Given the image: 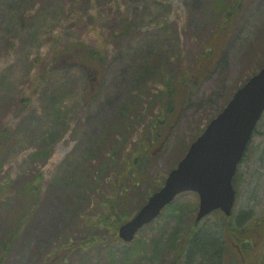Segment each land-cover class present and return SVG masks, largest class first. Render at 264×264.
Here are the masks:
<instances>
[{
  "label": "rangeland",
  "instance_id": "1",
  "mask_svg": "<svg viewBox=\"0 0 264 264\" xmlns=\"http://www.w3.org/2000/svg\"><path fill=\"white\" fill-rule=\"evenodd\" d=\"M235 4L0 0V130L11 127L14 132L0 178V240L5 238V213L19 204V185L43 175L34 212L3 264L182 262L175 259L184 253L183 241L194 228L197 193L177 196L130 243L117 240L113 229H93L88 219L95 216L102 195L109 194L114 168L125 172L128 155L166 102L171 77L190 69L195 87L167 134L148 147L154 162L150 175L158 182L263 65L264 0ZM73 41L105 48L108 54L100 88L91 97L80 68L48 75L56 49ZM210 47L215 55L203 56ZM28 96L29 104L24 102ZM238 170L232 221L236 228L248 227L250 235L238 255H224L225 264H241L251 251L256 263L264 264V115ZM146 194L145 185L132 192L129 207L137 210ZM217 219L208 216L197 226ZM91 230L95 234L84 236ZM230 250L238 251L235 246Z\"/></svg>",
  "mask_w": 264,
  "mask_h": 264
},
{
  "label": "trees",
  "instance_id": "2",
  "mask_svg": "<svg viewBox=\"0 0 264 264\" xmlns=\"http://www.w3.org/2000/svg\"><path fill=\"white\" fill-rule=\"evenodd\" d=\"M234 2H236L234 5L236 7L241 5L238 4V0H234ZM54 55L49 76L54 74V72L77 67L85 75L86 88L90 97L94 89L100 88L97 85L100 82L98 77L108 60L105 48L94 47L83 41H73L64 45L61 49H56ZM207 55H211L212 58L215 55V49L210 47L204 52L203 56ZM201 70L203 71V68L197 69V71ZM189 71L190 69L185 71L184 76H180L175 80H173V77L170 78L167 84L170 86L165 89L166 102L155 117L150 120L147 126L148 129L140 137L138 148L132 150V152L130 151L125 172L117 167L114 168L115 172L110 181L109 194L107 197L102 195L101 202L97 203V208L95 207V216L88 219L91 224L90 227L93 229L97 230L98 227H105L107 230L113 229L118 240L117 230L119 226L130 218L134 212L129 207L132 192L145 185L147 194L143 198L144 200L162 185L161 181L158 182L157 179L150 175V168L154 162L151 157L152 152L148 147L153 146L155 140H159L167 134L172 120L175 121L185 104L188 94L194 89L195 86L187 75ZM40 83L41 80L37 82V89ZM31 101L32 99L29 96L24 99V102H28V104ZM149 135L150 137L152 136V140L147 142ZM13 139L14 132L11 127L0 130V178ZM110 158L113 159L114 157L111 156ZM117 172L122 175H118ZM42 180L43 175L40 174L37 178L21 183L18 188L19 204L5 213V223L2 229L5 238L0 240V264L4 263L14 240L29 223L42 190ZM213 215H217L218 219L209 224L197 226L198 223L194 222V228L187 233L181 247L185 249L184 253H178L179 255L175 259H182L180 264H194L193 261H198V264H225L224 255L226 253L228 256H236L242 251L243 244L244 247L246 246L250 235L248 227L236 228L238 224L235 225L232 217H226L221 212H214ZM95 230H91L88 235L84 233V236L88 237L95 234ZM238 241L242 246H238L239 250L237 252L231 251L230 248L236 247L233 243H238ZM125 252L126 256L129 257L131 249L126 247ZM250 254H252V257L249 254L247 258L244 256L241 264H249L251 261L253 264H257L255 253L251 251Z\"/></svg>",
  "mask_w": 264,
  "mask_h": 264
},
{
  "label": "water",
  "instance_id": "3",
  "mask_svg": "<svg viewBox=\"0 0 264 264\" xmlns=\"http://www.w3.org/2000/svg\"><path fill=\"white\" fill-rule=\"evenodd\" d=\"M264 112V66L240 87L223 110L191 144L163 186L150 196L136 215L123 224L119 236L134 239L143 225L184 190L200 194L197 219L221 208L230 215L235 201L233 177L253 130Z\"/></svg>",
  "mask_w": 264,
  "mask_h": 264
}]
</instances>
